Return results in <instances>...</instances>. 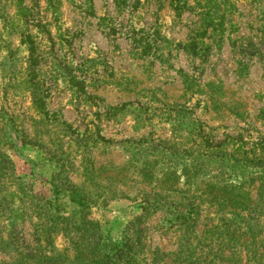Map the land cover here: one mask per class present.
I'll return each mask as SVG.
<instances>
[{
  "label": "rangeland",
  "instance_id": "rangeland-1",
  "mask_svg": "<svg viewBox=\"0 0 264 264\" xmlns=\"http://www.w3.org/2000/svg\"><path fill=\"white\" fill-rule=\"evenodd\" d=\"M0 264H264V0H0Z\"/></svg>",
  "mask_w": 264,
  "mask_h": 264
},
{
  "label": "trees",
  "instance_id": "trees-1",
  "mask_svg": "<svg viewBox=\"0 0 264 264\" xmlns=\"http://www.w3.org/2000/svg\"><path fill=\"white\" fill-rule=\"evenodd\" d=\"M31 50H32V52L34 51V47L33 46H31ZM40 107L42 108V109H44V104L41 102V104H40Z\"/></svg>",
  "mask_w": 264,
  "mask_h": 264
}]
</instances>
